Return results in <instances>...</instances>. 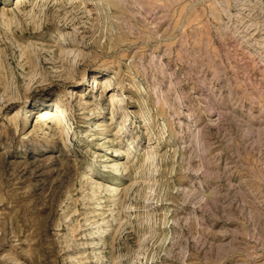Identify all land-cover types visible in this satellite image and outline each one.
<instances>
[{"label":"rangeland","instance_id":"obj_1","mask_svg":"<svg viewBox=\"0 0 264 264\" xmlns=\"http://www.w3.org/2000/svg\"><path fill=\"white\" fill-rule=\"evenodd\" d=\"M17 1L0 264H264V0Z\"/></svg>","mask_w":264,"mask_h":264},{"label":"bare ground","instance_id":"obj_2","mask_svg":"<svg viewBox=\"0 0 264 264\" xmlns=\"http://www.w3.org/2000/svg\"><path fill=\"white\" fill-rule=\"evenodd\" d=\"M22 0H18L17 1V3L18 2H21ZM66 1V0H65ZM76 1H78V2H82L83 4H86V0H76ZM69 3H71L72 5H74V6H76V7H78V10H80L81 8H80V6H81V3H76V2H71V1H69ZM114 98L116 99V101L118 100V98H117V95H115L114 96ZM64 110H62V112H63ZM47 114V112H40V114H39V116L38 117H44L45 115ZM56 115H59V114H53V116H56ZM63 116H64V114H62ZM151 153H154V151H152ZM155 154H152V156H154ZM131 198V197H130Z\"/></svg>","mask_w":264,"mask_h":264}]
</instances>
